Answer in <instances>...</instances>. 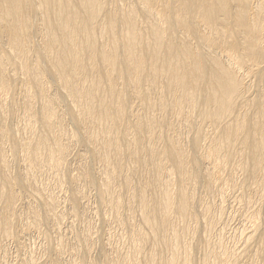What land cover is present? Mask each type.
I'll return each mask as SVG.
<instances>
[{
	"label": "bare ground",
	"instance_id": "obj_1",
	"mask_svg": "<svg viewBox=\"0 0 264 264\" xmlns=\"http://www.w3.org/2000/svg\"><path fill=\"white\" fill-rule=\"evenodd\" d=\"M10 246L264 264V0H0V264Z\"/></svg>",
	"mask_w": 264,
	"mask_h": 264
},
{
	"label": "rangeland",
	"instance_id": "obj_2",
	"mask_svg": "<svg viewBox=\"0 0 264 264\" xmlns=\"http://www.w3.org/2000/svg\"><path fill=\"white\" fill-rule=\"evenodd\" d=\"M228 233V234H227ZM231 234V236H229ZM227 236V237H226ZM231 237V238H230ZM32 239L33 240H31V238H29L27 241H25V246H26V248L24 249V254H32V255H34V256H36L37 257V255L39 256V255H41V253H42V250H43V247L41 246L42 245V242L39 240V239H34L33 237H32ZM231 240H232V232L231 231H227L226 232V234L224 235V237H223V243H224V245H230V242H231ZM39 242V243H38ZM29 245V246H28ZM11 247V248H10ZM8 249H7V251H8V253L9 252H11L12 251V253H7V256H6V261L10 264V263H12V264H15L14 263V253H15V251H14V249L12 250V246H10ZM33 248H36V249H33ZM96 247H95V250H94V254H95V252L97 253V251H96ZM31 250V251H30ZM44 251V250H43ZM40 253V254H39ZM196 254V253H195ZM11 256V257H10ZM5 259V258H4ZM8 259H9V261H8ZM11 259H12V261H11Z\"/></svg>",
	"mask_w": 264,
	"mask_h": 264
}]
</instances>
